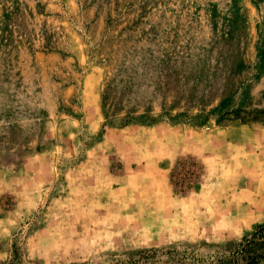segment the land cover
Segmentation results:
<instances>
[{
	"label": "rangeland",
	"instance_id": "rangeland-1",
	"mask_svg": "<svg viewBox=\"0 0 264 264\" xmlns=\"http://www.w3.org/2000/svg\"><path fill=\"white\" fill-rule=\"evenodd\" d=\"M219 135L264 136V0H0V264H229L186 142ZM142 169L173 175L177 233L110 240Z\"/></svg>",
	"mask_w": 264,
	"mask_h": 264
},
{
	"label": "crops",
	"instance_id": "crops-1",
	"mask_svg": "<svg viewBox=\"0 0 264 264\" xmlns=\"http://www.w3.org/2000/svg\"><path fill=\"white\" fill-rule=\"evenodd\" d=\"M227 133L228 130L225 136ZM172 134L174 137V131ZM196 140L190 138L186 141H190L188 144H191V156L202 166L199 175L203 180L200 182L196 196L205 201L208 199L210 203V205L207 203L208 207L218 210L219 224L226 225L228 238L235 239L247 234L256 225L264 224V136H257L253 141L241 137L231 142L225 139V143H220V135L210 139L204 137L200 143H196ZM177 141L179 140L173 143ZM250 142L257 149L251 153L250 159L238 157V153L252 149L248 144ZM180 147H182L181 144H174L168 152L170 154L178 152L177 149ZM190 147L188 149H191ZM147 166L149 164L142 165L143 168ZM229 168L234 169L232 174L234 175V183L232 181L234 187L230 194L220 191L228 180L225 171ZM170 174V171L166 169H142L126 173L122 178L116 179L117 181L112 177L113 183L116 184V186H111L112 192L126 191V209L132 204L137 212L123 214L113 220L106 219L108 213L105 219L104 217L101 218L102 220L96 218L98 224H106L109 231H112H110V240L136 238L143 243L154 244L177 233L176 228H172L170 224L176 216L174 211L178 208L169 187L172 177ZM108 178L101 176L90 179H94L95 190L99 191L102 189L101 185L104 184L102 182ZM129 193L136 195L132 198ZM209 194L215 196L213 201H209ZM199 203L200 206H204L203 202Z\"/></svg>",
	"mask_w": 264,
	"mask_h": 264
},
{
	"label": "trees",
	"instance_id": "trees-1",
	"mask_svg": "<svg viewBox=\"0 0 264 264\" xmlns=\"http://www.w3.org/2000/svg\"><path fill=\"white\" fill-rule=\"evenodd\" d=\"M188 170L190 172V174H188L190 177H188L187 181L185 180L188 182L186 187H189L192 184L193 179L197 178V164L190 161ZM180 192L184 193L183 190H180ZM233 253V255H238V257L230 260L229 264H257L260 260H264V224L256 225L249 234L244 235L236 244ZM240 261L242 263H240Z\"/></svg>",
	"mask_w": 264,
	"mask_h": 264
}]
</instances>
